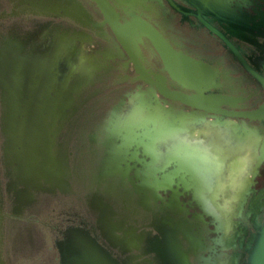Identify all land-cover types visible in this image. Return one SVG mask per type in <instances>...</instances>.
<instances>
[{"label": "flooded vegetation", "instance_id": "obj_1", "mask_svg": "<svg viewBox=\"0 0 264 264\" xmlns=\"http://www.w3.org/2000/svg\"><path fill=\"white\" fill-rule=\"evenodd\" d=\"M170 1L177 10L169 0H0V51L9 46V41L15 43L14 46L10 44L2 54L3 58L5 54L8 57L12 51L10 48L13 47L15 48L13 59L5 57L0 61L2 77L0 78V264H59L57 244L63 241L64 233L71 228H82L81 223L86 224L87 228L98 225L100 212L95 204L91 203L92 198L90 195L91 199L88 197V191L94 185L97 186L96 178L100 173V163L106 157L107 147L113 144V141H108V137L113 133L121 135L123 132V129L118 130V125L113 119L115 114H118L116 106L124 98L128 99L132 96L146 98L147 94H156L158 98L166 100L171 105L166 109L185 113L192 110L180 102L168 100L160 95L158 90L162 85L169 94L181 92L192 94V92L182 89L179 84L171 80L156 47L142 35L146 32H159L158 34L168 42L173 51L181 53L210 70L212 74H216L217 78L214 82L218 85L216 89L211 90V93L220 94L226 97L230 104L235 105V107L222 105L221 109L238 114L237 117L224 118V120L232 119L241 129L247 128L262 136L261 144L257 145L260 163L255 167L256 172L251 175L249 199L254 198L259 202L260 211L256 215L255 223L263 222L264 88L251 73H257L253 62L256 60V64L260 63V53L254 46L235 38L230 39L232 48L228 47L217 34L211 33L194 16L187 14L186 11H195V8L183 0ZM240 1L232 0L231 4L235 6V3ZM243 1L250 3L244 8L248 14L254 16L264 14V0ZM213 25L224 33L217 21H214ZM43 28L46 30V38L41 41L38 36ZM127 29L135 32L129 40L130 54L121 46L115 34ZM50 33L57 35L56 42H58L53 58L60 52V58L55 61L53 67H51L53 58H46L47 48L51 43ZM74 35L87 42V45H91V50L86 53H99L102 62L98 65V69L102 67L104 61H109L96 79L93 88L87 92L96 95L94 100L97 106L95 109L87 110L90 115L93 114L94 121L86 125L85 113L78 110L77 116L72 118L74 123L71 127L67 128V123L64 121L54 124L52 132L56 140L53 152L57 154L54 157L60 158L61 162L63 181L60 184L67 181L66 186L56 187L53 191V188L44 181L37 182L34 186L22 185L18 183L16 166L12 167L9 160L10 147L6 133L8 125L4 123L6 107L5 97L2 94H8L6 88L12 87L9 79L12 68L15 73L13 84L17 94H86L82 72L76 73V84L66 80L69 65L65 52H68L69 46L63 48L61 45L62 41ZM139 38L142 39V43H139ZM259 42L263 44L264 40ZM60 46L62 49L58 51ZM70 85H75L76 89L70 91ZM80 98L78 97V103L81 102ZM252 115L256 118L250 119ZM137 152L141 153V149ZM137 158L142 159V155ZM127 159L129 161L128 156ZM65 162L67 166H64ZM136 167L139 168V164H136ZM136 174L138 177H143L141 171ZM127 179V177L124 179L125 186H120L122 182L120 175L117 174L113 180L106 179L101 182V187L98 189L110 194L133 192ZM157 192L163 199H167L171 194L169 190L163 189ZM113 200L114 198L112 202ZM183 200L188 201L189 197H184ZM181 201L182 198H179L180 207L189 208ZM156 205L159 207L162 203L158 201ZM117 209L119 213L122 212L120 207ZM246 213H248V202L240 218L234 220L238 223L237 264H242L241 255L244 254L238 248L240 243L247 242L250 233H255L253 216ZM191 214V212L188 215L182 214V217L189 220ZM125 215L122 214L121 217ZM136 220L143 221L140 218ZM124 221L128 225H135L128 218ZM150 221L152 218L144 220L145 223ZM140 231L141 229L136 234ZM146 231L150 230L146 229ZM151 232V235L144 234V239L157 235L155 231L151 230ZM97 233L99 235L97 242L108 250L113 258L117 259L118 256L123 259L129 258L132 253L139 255L136 250L122 255L120 250L123 247L112 245L115 239L111 234L108 233V240L102 236L99 229ZM115 236H119L120 244L122 234L115 233ZM142 247L145 245L143 244ZM229 253L232 255L234 251ZM207 255V252L204 253V257ZM148 257H141L132 264H147L145 259ZM190 261L193 262L192 259Z\"/></svg>", "mask_w": 264, "mask_h": 264}, {"label": "water", "instance_id": "obj_2", "mask_svg": "<svg viewBox=\"0 0 264 264\" xmlns=\"http://www.w3.org/2000/svg\"><path fill=\"white\" fill-rule=\"evenodd\" d=\"M183 1L196 9L195 11H186L187 14L194 16L211 33L217 34L228 47L232 48L230 39L235 38L254 46L259 51L260 63L256 64V60L253 62L257 73H251L262 83L264 88V43L260 44L259 42V40H264V14L257 16L248 14L244 8H247L250 3L243 0L240 3H235V6L231 4L232 0ZM169 3L175 8L170 0ZM175 10L177 9L175 8ZM214 21L222 26L224 33L214 27ZM133 33H135L133 30L128 29L115 33L118 42L128 53L129 40L134 35ZM149 33L146 32L142 35L150 41L152 40L149 35H154L157 38V45L160 46V50L157 48V51L171 80L179 84L182 89L192 92V94H183L182 92L169 94L162 85V88L158 90L160 95L168 100L180 102L192 110L185 113L184 111L174 112L172 109H166L171 105L166 100L158 98L156 94H147L148 96L140 98L141 100L150 108L154 105L162 106L174 121L181 117L190 119L195 124L204 119H213L219 121L220 127H223L224 118L238 116L235 112L221 109L222 105L235 107L227 101L226 97L211 93V90L216 89L218 85L214 82V79L217 78L216 74H212L210 70L181 53L173 51L160 34ZM139 43H141L140 38ZM12 70L11 76H9L12 82L11 86L15 79L14 69L12 68ZM93 72L94 70L83 74V76L88 78ZM259 74L261 75L259 76ZM69 81L76 84V73H73ZM78 97L80 94H7V98H4L6 107L4 122L8 125L6 128L7 140L13 147L18 142L21 143L26 154L28 153L22 169L23 174L29 179L28 182H25L26 186H34L37 182L44 181L52 188L53 184L61 183V162L60 158L54 157L57 154L51 149L55 138L51 128L52 124L57 122L70 121L71 117L76 114L77 107L84 104V100L78 103ZM249 118L256 117L252 115ZM17 124L20 126L18 127ZM134 132L135 129L128 131L123 128V132L117 139L120 140L122 146H132V152L124 154L116 150L117 152L110 153L107 162L103 164L102 169L100 168V177L113 180L119 174L122 182L120 186H125L124 179L127 177V180H130L129 172L132 168L137 170L136 164L132 166L129 165V162L136 161L143 176L136 178L138 186L133 185L132 194L115 192L111 195L107 192V197L121 202V213L115 212L111 206L105 203L102 206L103 204H98L99 200H95L99 205L97 208L100 212L98 225L87 228L86 224L81 223L82 228L67 230L64 233L63 241L57 244L59 264H127V261L132 264L144 256H149L145 259L147 264H221L220 259H214L216 256L214 247L220 243L221 238L226 240L221 243H226L227 249L234 251L230 264H237L236 239L238 233L236 229L238 223L231 218H240L247 202L248 213L246 215L253 216V221L258 215L259 202L254 198L249 199L251 183H249L242 199L235 203L230 214L209 205L214 211V215H210L205 211L201 201L195 200L178 182L167 189L171 194L167 199H163L157 192L159 188L153 187L148 182L147 165L144 163L149 159L144 155L140 140L134 135ZM242 134H244L243 130L239 129L236 133L239 137H234L232 141L240 140L238 144L241 143L244 139ZM108 138L109 142L113 141L114 133ZM138 149H141V153L137 152ZM139 155H142V159L137 158ZM64 166H66V162ZM255 169L253 172H256ZM130 182L133 184V181L130 180ZM37 186L39 187L40 183ZM184 197H189L186 204L189 208L197 207L199 209L191 214L189 220L182 217V214H190L189 208L186 209L179 205V198ZM158 201L162 203L159 207L156 205ZM122 214L126 215L122 218ZM125 218L131 220L135 225L126 224ZM135 218L143 219V221L139 222ZM149 218H152V221L145 223L144 220ZM209 226L213 229H209ZM97 229L108 240V233L112 235L115 239V243L112 245L114 247L121 245L123 247L120 250L122 255L126 252L132 253V250L138 251L139 255L132 253L129 258L123 259L119 256L117 259L113 258L110 252L97 242L99 240ZM140 229V233L136 234ZM146 229L150 231H146ZM253 229L255 233H250L247 242H241L238 247L245 254L241 255L242 264H264V219L259 223L254 221ZM151 230L155 231L157 235L144 239V234L151 235ZM115 232L122 234L120 244L119 236H115ZM210 234H218L221 238H209ZM143 244L145 247H142ZM206 252L208 255L204 257Z\"/></svg>", "mask_w": 264, "mask_h": 264}, {"label": "rangeland", "instance_id": "obj_3", "mask_svg": "<svg viewBox=\"0 0 264 264\" xmlns=\"http://www.w3.org/2000/svg\"><path fill=\"white\" fill-rule=\"evenodd\" d=\"M45 32H46V30H44V28L41 29L39 32L38 37H40L41 41L46 38ZM49 37H51L50 38L51 43L48 47L49 49L47 48L46 58L52 59L53 54L55 53L56 46L58 44V42H56L57 41V39H56L57 35H55V33H50ZM70 40H71V42H70ZM76 40H77V44H75ZM140 41H141V43L143 42L141 38H140ZM12 42L13 41L8 42L9 46H10V44H12ZM83 42L84 41H82V39L80 37L76 38V36L74 35V37H70L68 40L62 41V45H61V46H63V48H66V46L70 47V50H68V52L67 51L65 52V56L67 58V63L69 65V72H68V76L66 77V80L67 79L69 80L70 77L73 75V73L82 72V74H86V73H90L94 70L93 74L90 75V77L87 78L84 76V90H85L86 94H80V97L82 98V99H80V101L84 100V104L79 105L77 107L76 114H74L73 117H71L69 122H66L67 128L71 127V125L74 123L72 118L77 116L78 110L79 111L82 110L83 113H85L84 122L86 123V125L90 124L91 122L94 121L92 118L93 114L90 115V112H88L87 110H89V108L95 109V107L97 106V103L94 100L96 95L95 94H87V92L89 91V89L93 88L92 86L96 82V79H98L99 74L101 72H103L104 66L108 65V63H109V61L108 62L104 61L102 67L96 71L95 69L102 62V59H101L99 53H96V54L86 53L87 51L91 50L90 49L91 45H87V42H84V43ZM80 43H82V44H80ZM14 44L15 43H13L12 45L14 46ZM61 46L58 48V51H60L62 49ZM7 48L2 49L0 51V61L3 58L2 54L7 50ZM10 49L12 50L11 54L8 55V57L5 54L4 58L6 57V59H8V58L12 57V59H13V56L15 53V48L12 47ZM59 58H60V52H58L57 54L54 55V58H53L54 61L51 65V67L55 66V61ZM0 78H2L1 73H0ZM69 89H70V91L71 90L73 91L76 89V86L71 85ZM6 90H7L8 94H17V92H16L17 89L15 90L14 84L11 88H9V87L6 88ZM2 95L5 98H7V94H2ZM128 101H129V98L128 99L124 98L121 101V103H119L116 106V108H115L116 113L129 111L130 105L128 104ZM151 109L159 111V112H163L164 114H166V116L169 118V120L175 124L186 125L191 132L200 133L202 138L212 147L214 152H216L217 150L222 151L221 153H222L223 162L221 163V168H220L219 172H217L213 175L211 184L207 188H204L200 184L199 180L192 174V172L187 167H185V166H182V167L174 166L176 161L170 160L167 157V155L162 157L161 161L155 160L153 157L149 156L145 152L143 144L140 141L144 155L147 156V158L149 159L148 162L144 163V165H147L146 168H147V174H148L147 175L148 182L153 187L163 189V190H167L168 188H171L172 184L178 182L179 184H181L184 187V189L188 192V194H190L192 197L195 198V200H197V201H201V199L206 200L209 205H213L214 207L221 210L222 212L230 214L233 210L235 203L239 202L242 199V197L244 196V194H245V192L249 186V183L251 180V175L253 174L255 167H257L260 163L259 151L257 149V145L261 144V142L263 140L262 136L257 134L253 130L245 128V129H242L243 133H244V134H242V136L244 139L241 143L238 144V142L240 140L232 141V139L234 137H239V135L237 136L236 133L241 128L232 119H225L223 121V125H224L223 127H220L219 121L213 120V119H204V120L198 121L197 123L193 124L192 120L183 119L181 117H179L178 119H176V121H174L172 119V117L165 111V109L162 106L154 105ZM106 121H108V120H106ZM114 121H115V118L113 119V122ZM17 126L19 127L20 125L17 124ZM124 127L128 131H132L134 129L133 127H131L129 125H120V126H118V130L123 129ZM53 128H54V125L52 124L51 132H52ZM52 133L54 136V132H52ZM114 136H115V138L113 140V144L107 147L108 151L105 154L106 157L104 158L102 163H100L101 169L103 167V164L107 162L108 156L113 151L117 150L118 152H122L125 154V153L130 152V150H132V146L131 147L129 145L122 146L120 144V140H118L119 134L114 135ZM54 137L55 138H54L53 146L51 148L52 152H53V149L55 148L54 145H55L56 136H54ZM68 139L70 142V137ZM8 146L10 147V153H9L10 159L9 160H11L12 167L16 166L15 171L17 172V179L19 180L18 183L25 185V182H28L27 180H29V179H28V177H26L23 174L22 169H23L24 162L26 161V159L28 157L27 156L28 153L26 154V152H25L26 150L23 148V145H21V143H19V142L14 147L10 144V142H8ZM161 147H162V151H163L164 150L163 146H161ZM20 161H22V162H20ZM135 163H136V161L131 162L130 164L132 166H134ZM136 164L138 165V163H136ZM242 167L247 168V172L249 175H245V177H244L246 183H245L243 190L239 191L238 193L233 192L231 190V188L228 186L230 178L233 176V174L238 169H240ZM137 170L140 171L139 168H137ZM137 170L132 168V170H131L132 174L131 173L129 174L130 180L133 181V184L130 182V180H127L128 184L130 185V187H132V189H133V185L138 186V181H136V178H138V175L136 174V172H138ZM66 171H67V168H66ZM99 171H100V169H99ZM157 173H159L160 175H157ZM100 175H101V171L98 174V177L96 178L97 186L94 185L93 188L90 191H88L89 192L88 197L90 198V196H91V198H92V199L90 198L91 203L95 204L96 207L97 206L99 207L98 204H103L102 206H104V203H105V204L111 206L115 212L116 211L118 212L119 209H117V208L122 207L121 202L115 201V200H113V202H112V198L107 197V193H104L101 189H98L99 187H101V182H104L106 180V178L103 179V177H100ZM190 176H192L193 186L190 183ZM139 178H142V177H139ZM61 180L63 181V179H61ZM86 181H88V179H86ZM91 181H92V179H91ZM62 183L63 184H56V183L53 184V187H52L53 191L56 189V187H59V186L62 187L63 185H65V186L67 185V181L62 182ZM86 186L87 185H85V187ZM95 187L97 189H94ZM127 193H131V191H127ZM111 195H113V194H111ZM233 197H235L234 201H232ZM183 199L184 198H182L181 202H182V204L185 203L184 205H186L187 201H185ZM95 200H97V201L99 200L98 204H97V202H95ZM229 201H232V202L229 203ZM102 206H101V208H102ZM197 211H199V209L197 207H194V209H191L190 212L193 213V212H197ZM207 220H208V218H207ZM231 220H235V219L231 218ZM209 229L212 230L213 227L209 226ZM115 233L118 234L119 232H115ZM220 234H222V233H220ZM223 234H225V233L223 232ZM216 237H220V236L218 234H210L209 235V238L215 239ZM221 241L226 242V240L221 238L220 243L218 245H215L214 249L216 251L214 254H216V256H214L215 257L214 259H216V260L220 259L219 262H221V264H230V260H231L232 255L229 252L233 251V250L227 249V247L225 245L226 243L222 244Z\"/></svg>", "mask_w": 264, "mask_h": 264}, {"label": "clouds", "instance_id": "obj_4", "mask_svg": "<svg viewBox=\"0 0 264 264\" xmlns=\"http://www.w3.org/2000/svg\"><path fill=\"white\" fill-rule=\"evenodd\" d=\"M128 104L129 111L115 114L116 124L133 127L134 135L141 141L149 156L161 161V158L167 155L170 160L179 161L192 172L202 187L207 188L213 175L219 172L221 161L201 134L191 132L184 124L171 122L166 114L151 109L138 96L130 97ZM245 175H249L247 168L242 167L230 178L228 186L233 192L243 190ZM234 200L235 197L232 198V201ZM201 203L205 211L214 215L206 200L201 199Z\"/></svg>", "mask_w": 264, "mask_h": 264}, {"label": "bare ground", "instance_id": "obj_5", "mask_svg": "<svg viewBox=\"0 0 264 264\" xmlns=\"http://www.w3.org/2000/svg\"><path fill=\"white\" fill-rule=\"evenodd\" d=\"M55 7V6H54ZM116 13V12H115ZM159 33V32H158ZM149 34H151V33H149ZM150 37V39L152 40L151 42L154 44V46L156 47V49L158 48L159 50H160V46H158L157 45V43H158V41H157V38L154 36V35H149ZM151 79V78H150ZM222 151L221 150H217L216 151V154L217 155H219V157H220V161H221V163L223 162V158H222V153H221ZM174 166H180V167H182V166H184L182 163H180L179 161H176L175 162V165ZM173 166V167H174ZM190 183H191V185L193 186V180H192V176H190Z\"/></svg>", "mask_w": 264, "mask_h": 264}]
</instances>
